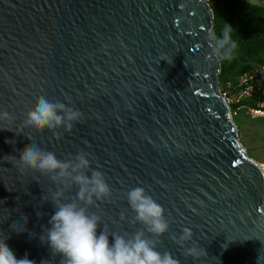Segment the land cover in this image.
Here are the masks:
<instances>
[{"label":"water","instance_id":"water-1","mask_svg":"<svg viewBox=\"0 0 264 264\" xmlns=\"http://www.w3.org/2000/svg\"><path fill=\"white\" fill-rule=\"evenodd\" d=\"M213 26L205 0H0V112L14 117L0 120L11 129H0V241L17 259L61 260L41 241L60 186L19 161L33 144L61 160L88 153L104 174L111 197L89 208L98 233L142 228L127 193L143 187L169 222L151 237L161 253L179 264H264V175L219 96ZM40 97L81 121L56 129L60 139L36 131L26 116ZM184 228L193 236L181 247L172 237ZM194 244L198 259L184 255Z\"/></svg>","mask_w":264,"mask_h":264},{"label":"clouds","instance_id":"clouds-1","mask_svg":"<svg viewBox=\"0 0 264 264\" xmlns=\"http://www.w3.org/2000/svg\"><path fill=\"white\" fill-rule=\"evenodd\" d=\"M233 30L226 23L220 36L215 31H209V58H231L237 47ZM13 119L7 111L0 112V120ZM81 119L82 113L78 109L62 102H51L46 97H40L35 108L26 116L27 124L33 129L52 131L57 139L61 136L56 129L63 128L65 132H70ZM0 129L11 131L10 128ZM19 161L25 169L45 175L53 184L60 186L51 195L55 212L48 222L50 227L41 236V241L47 242L52 255L61 256L60 264H179L171 252L158 251L157 240L151 238L161 237L168 232L169 222L165 219L164 208L143 187H135L127 193V202L135 213L133 222L139 223L142 228L121 235L109 233L103 227L98 233L101 217L90 212L89 208L95 206L97 201L110 198L111 189L104 174L91 167L88 153L81 151L72 158L61 160L55 153L31 144L21 152ZM73 187L77 189L75 197H66L65 193ZM43 199L48 200L47 197ZM192 236L191 229L184 228L182 234L172 239L182 247L191 241ZM203 254L204 249L195 244L184 250L185 256L194 259ZM0 264H35V261L28 259L27 254L17 259L7 244L0 241ZM41 264H47V261H41Z\"/></svg>","mask_w":264,"mask_h":264},{"label":"rangeland","instance_id":"rangeland-1","mask_svg":"<svg viewBox=\"0 0 264 264\" xmlns=\"http://www.w3.org/2000/svg\"><path fill=\"white\" fill-rule=\"evenodd\" d=\"M214 11L221 10L223 0H205ZM257 7H264L262 0H242ZM229 25V24H228ZM234 30L232 33L235 37L254 38L259 37L264 33V19L258 18L251 25H230ZM214 31V26H213ZM263 53H253L246 56L241 47H236L230 59H219L220 70L222 64L225 69L232 68L237 70L239 67L254 63L258 58L262 57ZM236 137L238 145L242 147L245 155L255 161L259 165H264V119H245L242 116L234 118Z\"/></svg>","mask_w":264,"mask_h":264},{"label":"built area","instance_id":"built-area-1","mask_svg":"<svg viewBox=\"0 0 264 264\" xmlns=\"http://www.w3.org/2000/svg\"><path fill=\"white\" fill-rule=\"evenodd\" d=\"M218 93L234 126V118L238 116L251 120L264 119V62L230 80L218 79ZM262 167L264 175V165Z\"/></svg>","mask_w":264,"mask_h":264},{"label":"trees","instance_id":"trees-1","mask_svg":"<svg viewBox=\"0 0 264 264\" xmlns=\"http://www.w3.org/2000/svg\"><path fill=\"white\" fill-rule=\"evenodd\" d=\"M264 1V0H262ZM264 19V7H257L242 0H223L221 10L214 11V31L220 36L224 25H251L256 19ZM237 47H241V51L246 56L253 53H263L254 63L239 67L237 70L232 68L225 69L224 64L221 66L219 81L230 80L244 71L249 70L252 66L264 62V33L254 38H234Z\"/></svg>","mask_w":264,"mask_h":264},{"label":"bare ground","instance_id":"bare-ground-1","mask_svg":"<svg viewBox=\"0 0 264 264\" xmlns=\"http://www.w3.org/2000/svg\"><path fill=\"white\" fill-rule=\"evenodd\" d=\"M252 160V159H251ZM255 162V161H254ZM256 163V162H255ZM257 164V163H256ZM257 166H258V168L260 169V170H262L263 169V167H262V165H259V164H257Z\"/></svg>","mask_w":264,"mask_h":264}]
</instances>
